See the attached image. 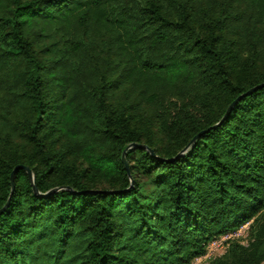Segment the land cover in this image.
Masks as SVG:
<instances>
[{
  "label": "trees",
  "instance_id": "16d2710c",
  "mask_svg": "<svg viewBox=\"0 0 264 264\" xmlns=\"http://www.w3.org/2000/svg\"><path fill=\"white\" fill-rule=\"evenodd\" d=\"M262 84L264 0H0V264H264Z\"/></svg>",
  "mask_w": 264,
  "mask_h": 264
},
{
  "label": "rangeland",
  "instance_id": "374dc122",
  "mask_svg": "<svg viewBox=\"0 0 264 264\" xmlns=\"http://www.w3.org/2000/svg\"><path fill=\"white\" fill-rule=\"evenodd\" d=\"M250 224L246 223L239 230L226 236L218 237L209 243L207 253L204 256L195 258L192 262L195 264H211L216 258L223 256L232 242L248 244Z\"/></svg>",
  "mask_w": 264,
  "mask_h": 264
},
{
  "label": "water",
  "instance_id": "95a60500",
  "mask_svg": "<svg viewBox=\"0 0 264 264\" xmlns=\"http://www.w3.org/2000/svg\"><path fill=\"white\" fill-rule=\"evenodd\" d=\"M264 86V84H262L261 86H258V88L260 87H263ZM257 88H254V89H252V90H250L249 92H247L245 95H247V94H249V93H251V92H253L254 90H256ZM241 98V97H240ZM239 98V99H240ZM238 99V100H239ZM237 100V101H238ZM237 101H235L230 107H229V109H228V111H227V114L231 111V109L234 107V105L237 103ZM132 146H136V147H139V148H145V149H148V150H150L153 154H154V152H153V150H151L148 146H146V145H137V144H131L127 149H129L130 147H132ZM188 148H186L184 151H186ZM126 152H127V150H125L124 151V153H123V161H124V163L126 164V167L128 168V163H127V158H126ZM22 168H25L26 170H27V172H28V175H29V178H30V180H31V182H32V184H33V187H34V190H35V192L36 193H38L39 191H38V188H37V185H36V178H35V175L33 174V171L31 170V169H29V168H27V167H24L23 165H20V166H17V168L14 170V172H13V180H14V175H15V173L19 170V169H22ZM8 206V204L0 211V214L6 209V207Z\"/></svg>",
  "mask_w": 264,
  "mask_h": 264
},
{
  "label": "built area",
  "instance_id": "2783aa9c",
  "mask_svg": "<svg viewBox=\"0 0 264 264\" xmlns=\"http://www.w3.org/2000/svg\"><path fill=\"white\" fill-rule=\"evenodd\" d=\"M192 264H195V262H194V263H192Z\"/></svg>",
  "mask_w": 264,
  "mask_h": 264
}]
</instances>
